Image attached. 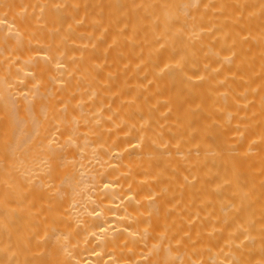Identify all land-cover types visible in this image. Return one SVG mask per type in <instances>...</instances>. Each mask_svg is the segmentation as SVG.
<instances>
[{
    "label": "bare ground",
    "instance_id": "1",
    "mask_svg": "<svg viewBox=\"0 0 264 264\" xmlns=\"http://www.w3.org/2000/svg\"><path fill=\"white\" fill-rule=\"evenodd\" d=\"M0 264H264V0H0Z\"/></svg>",
    "mask_w": 264,
    "mask_h": 264
}]
</instances>
